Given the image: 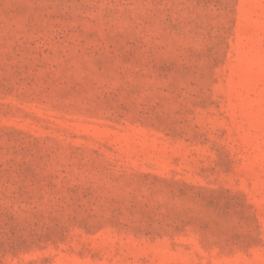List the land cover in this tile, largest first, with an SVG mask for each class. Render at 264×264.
<instances>
[{
  "label": "rangeland",
  "instance_id": "rangeland-1",
  "mask_svg": "<svg viewBox=\"0 0 264 264\" xmlns=\"http://www.w3.org/2000/svg\"><path fill=\"white\" fill-rule=\"evenodd\" d=\"M0 264H264V0H0Z\"/></svg>",
  "mask_w": 264,
  "mask_h": 264
}]
</instances>
